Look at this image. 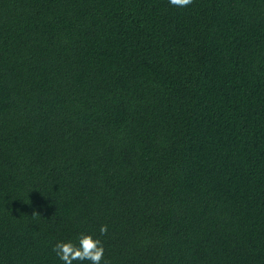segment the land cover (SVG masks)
Returning <instances> with one entry per match:
<instances>
[{
  "label": "trees",
  "instance_id": "16d2710c",
  "mask_svg": "<svg viewBox=\"0 0 264 264\" xmlns=\"http://www.w3.org/2000/svg\"><path fill=\"white\" fill-rule=\"evenodd\" d=\"M81 234L264 264V0H0V264Z\"/></svg>",
  "mask_w": 264,
  "mask_h": 264
},
{
  "label": "clouds",
  "instance_id": "9594fccd",
  "mask_svg": "<svg viewBox=\"0 0 264 264\" xmlns=\"http://www.w3.org/2000/svg\"><path fill=\"white\" fill-rule=\"evenodd\" d=\"M194 0H169V4L178 8H185ZM33 215H38L33 213ZM108 226L102 225L99 229L100 236H106ZM53 252L63 261V264H73V261H89L91 264H101L104 260L105 249L100 239L93 238L91 235L81 234L76 244L72 242H58L53 247ZM105 264L107 262L105 261Z\"/></svg>",
  "mask_w": 264,
  "mask_h": 264
}]
</instances>
